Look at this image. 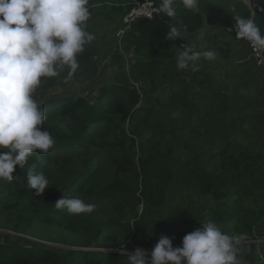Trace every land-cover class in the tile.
Listing matches in <instances>:
<instances>
[{
    "label": "trees",
    "instance_id": "1",
    "mask_svg": "<svg viewBox=\"0 0 264 264\" xmlns=\"http://www.w3.org/2000/svg\"><path fill=\"white\" fill-rule=\"evenodd\" d=\"M224 1L200 0L199 12L174 5L175 17L160 13L132 23L115 63L128 55L135 60L99 90L95 106L78 95L42 101L33 93L46 114L43 129L56 143L47 154L33 153L23 169L16 166L13 181L0 179V189L11 191L0 197V213H21L12 231L22 233L36 220L70 231L90 223L93 245L75 251L0 240V264H130L126 255L103 252L114 229L128 238L135 227L136 248L146 249L158 236L176 248L208 219L229 236L234 229L264 236V51L258 65L250 43L236 38L235 17L251 18L245 3L214 7L206 21L211 3ZM133 6L131 0H89L87 26L100 18L122 22ZM253 20L264 36V14ZM209 22L217 33L202 46L217 58H202L197 71L178 69L182 46L201 51L193 42ZM170 25L183 37L166 39ZM77 59V74L92 69L88 51ZM61 76L42 78L35 92ZM58 166L63 170L55 175ZM29 171L48 178L40 196L27 185ZM74 196L95 210L84 216L55 208L56 200ZM107 204L115 205L119 222L103 220Z\"/></svg>",
    "mask_w": 264,
    "mask_h": 264
},
{
    "label": "clouds",
    "instance_id": "2",
    "mask_svg": "<svg viewBox=\"0 0 264 264\" xmlns=\"http://www.w3.org/2000/svg\"><path fill=\"white\" fill-rule=\"evenodd\" d=\"M200 0H181L188 10L199 12ZM176 0H160L158 11L175 17ZM89 0H0V179L13 181L16 166L23 169L37 150L47 154L56 141L43 129L46 114L33 93L42 78L56 77L67 67L68 83L79 67L78 55L95 40L86 30L91 17ZM236 38L248 41L254 49L264 51L262 30L253 19L235 17ZM183 37L170 25L166 39ZM199 39L204 38L201 32ZM176 64L181 70L197 71L203 58L213 61L215 50L195 51L182 46ZM27 185L40 196L49 187L43 172L29 171ZM57 210L69 214H91L95 205L74 196L54 202ZM186 234L181 247L162 236L148 253L137 248L126 254L130 264H240V240L222 232L208 219Z\"/></svg>",
    "mask_w": 264,
    "mask_h": 264
},
{
    "label": "rangeland",
    "instance_id": "3",
    "mask_svg": "<svg viewBox=\"0 0 264 264\" xmlns=\"http://www.w3.org/2000/svg\"><path fill=\"white\" fill-rule=\"evenodd\" d=\"M235 3L236 0H225L224 2L219 4L211 3V9L203 13L205 15L206 21L212 15V8L217 7L230 9L234 6ZM175 5L182 6L183 4L181 3V0H176ZM120 22L121 19L115 20L113 22L100 18L87 26L86 30L94 34L95 36V40L91 42V44L86 45L84 50L88 51V60L92 69L90 68L87 71H84V73L80 74H77L75 72L72 79L68 83H65L64 80L68 72L67 67H65V69L61 71L62 76L58 80L53 82L48 90L43 93L34 92L35 96H42V101H44L51 96L64 94L78 95L89 102L91 106H95L99 90L102 87L114 82V73H116L117 71H123L126 73L129 72L130 66L135 60L134 56L128 55L124 58V61L121 65L118 66L115 63V57L117 54L122 53V48L125 42H121L117 37L118 30L120 29ZM201 32L204 33V38H198V42H193V44L197 49L202 51L204 50L202 45L205 44L206 41L208 47L212 44L210 42V37H213L217 33V29L214 26V23L209 22L206 28ZM250 49H252L253 56L258 61V65L261 64L262 61H260V53L259 56L253 47L250 46ZM60 170H63L62 166H58L57 169L55 168L53 172L56 175V173H59ZM106 171L107 169L105 168L103 172L104 181H107L109 176V173H107ZM10 193L11 191L9 190V187L7 185L1 186L0 197H4V195H9ZM84 201L86 203H91V201L88 200ZM101 209L104 211V215L102 217L104 221L110 220L112 222L115 220L114 222H119L120 217L116 212L115 205L107 204ZM139 210L141 214L142 207H140ZM20 214L21 213L10 212L0 213L1 241L21 243L30 248L38 247L40 245H47L58 249L75 251L86 250L88 246L93 245V236L91 235L93 228H90V223L84 225V227H82V229L80 230L70 231L64 228L44 225L36 220L32 224H29V226H25L27 227V231L24 233L20 232L22 231V229H20L19 232L12 231L13 229H16V226L19 223L18 221ZM83 215L85 216V214ZM25 216L31 217L32 215L28 212L25 214ZM133 224L134 223H132V225ZM124 232L125 231L116 232L114 229L113 234L115 239L112 243L105 245L103 252L123 255L134 253L137 248L133 243V238L134 235L137 234V231L134 227V233H132V235H130L128 238L125 237ZM254 234L246 235L249 238L251 237L253 239L262 237L258 236L259 233ZM242 235H244V233L240 229L232 230V237H238ZM158 237L160 239V236ZM159 239L156 238L152 245H148L147 248L150 247V249H148V251L146 252L150 253ZM253 246H256V248H254ZM262 251L263 250L261 245L244 243V245L239 247L238 251V259L240 260V264H264V252Z\"/></svg>",
    "mask_w": 264,
    "mask_h": 264
},
{
    "label": "built area",
    "instance_id": "4",
    "mask_svg": "<svg viewBox=\"0 0 264 264\" xmlns=\"http://www.w3.org/2000/svg\"><path fill=\"white\" fill-rule=\"evenodd\" d=\"M239 1L245 3L248 6L251 14V19H254L255 16L258 14L260 15L264 14V8L261 5L262 0H239ZM131 3L134 6L132 10L123 17L120 29L118 30L117 33V37L121 42H123L124 39L126 38L132 23L142 19L153 20L154 18L160 15V12L158 11L159 5L156 2V0H131ZM255 51L259 55L260 50L255 49ZM236 238L240 240V245L238 246V248L244 245V243L258 244V245L264 244V236L256 239L250 237L251 238L250 239L246 234H244ZM148 249L150 248L143 250L148 251Z\"/></svg>",
    "mask_w": 264,
    "mask_h": 264
}]
</instances>
